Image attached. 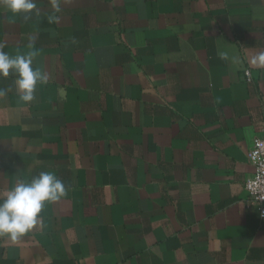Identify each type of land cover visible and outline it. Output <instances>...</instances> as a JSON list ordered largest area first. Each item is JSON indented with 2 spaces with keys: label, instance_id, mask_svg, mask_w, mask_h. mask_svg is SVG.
<instances>
[{
  "label": "crops",
  "instance_id": "crops-1",
  "mask_svg": "<svg viewBox=\"0 0 264 264\" xmlns=\"http://www.w3.org/2000/svg\"><path fill=\"white\" fill-rule=\"evenodd\" d=\"M37 9L0 4L2 50L47 77L28 103L0 77V200L43 171L67 194L0 235V264H264L244 190L264 137V0Z\"/></svg>",
  "mask_w": 264,
  "mask_h": 264
},
{
  "label": "clouds",
  "instance_id": "clouds-1",
  "mask_svg": "<svg viewBox=\"0 0 264 264\" xmlns=\"http://www.w3.org/2000/svg\"><path fill=\"white\" fill-rule=\"evenodd\" d=\"M0 4L13 13L29 14L37 9V0H0ZM54 12L60 10V0H50ZM27 18V15H26ZM50 16L49 20H55ZM34 53L10 56L0 46V77H8L10 71L17 74L16 86L20 99L33 101L37 83H47V77L32 67ZM251 63L264 68V53L253 57ZM0 95L3 91L0 90ZM64 183L52 172L43 171L28 183L16 184L0 200V235L15 241L28 233L37 223V217L45 202H55L65 196Z\"/></svg>",
  "mask_w": 264,
  "mask_h": 264
},
{
  "label": "built area",
  "instance_id": "built-area-1",
  "mask_svg": "<svg viewBox=\"0 0 264 264\" xmlns=\"http://www.w3.org/2000/svg\"><path fill=\"white\" fill-rule=\"evenodd\" d=\"M246 73H248L246 71ZM264 130V128H263ZM253 171L244 183L246 203L264 216V137H254L247 152Z\"/></svg>",
  "mask_w": 264,
  "mask_h": 264
}]
</instances>
